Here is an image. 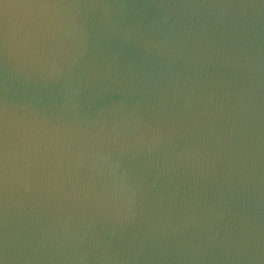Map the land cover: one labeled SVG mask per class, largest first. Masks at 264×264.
<instances>
[{"label":"water","instance_id":"1","mask_svg":"<svg viewBox=\"0 0 264 264\" xmlns=\"http://www.w3.org/2000/svg\"><path fill=\"white\" fill-rule=\"evenodd\" d=\"M0 264H264V0H0Z\"/></svg>","mask_w":264,"mask_h":264}]
</instances>
